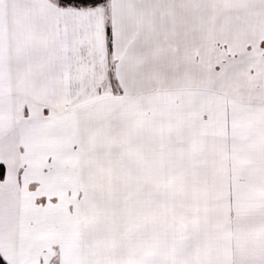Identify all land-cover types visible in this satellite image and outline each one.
Returning <instances> with one entry per match:
<instances>
[{"label": "snow or ice", "instance_id": "1", "mask_svg": "<svg viewBox=\"0 0 264 264\" xmlns=\"http://www.w3.org/2000/svg\"><path fill=\"white\" fill-rule=\"evenodd\" d=\"M0 264H264V0H0Z\"/></svg>", "mask_w": 264, "mask_h": 264}]
</instances>
